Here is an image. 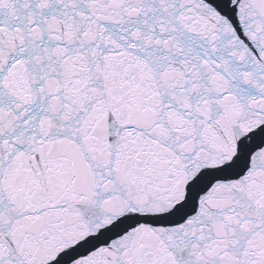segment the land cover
Returning <instances> with one entry per match:
<instances>
[{
  "label": "snow or ice",
  "instance_id": "snow-or-ice-1",
  "mask_svg": "<svg viewBox=\"0 0 264 264\" xmlns=\"http://www.w3.org/2000/svg\"><path fill=\"white\" fill-rule=\"evenodd\" d=\"M0 264H264V0H0Z\"/></svg>",
  "mask_w": 264,
  "mask_h": 264
}]
</instances>
